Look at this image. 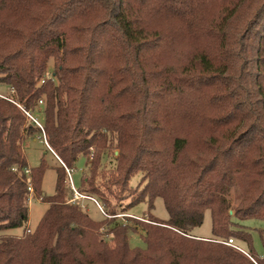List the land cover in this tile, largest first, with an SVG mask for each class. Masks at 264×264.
<instances>
[{
	"label": "trees",
	"instance_id": "1",
	"mask_svg": "<svg viewBox=\"0 0 264 264\" xmlns=\"http://www.w3.org/2000/svg\"><path fill=\"white\" fill-rule=\"evenodd\" d=\"M0 88V232L24 230L0 238V264H264L237 222L264 220V0H0ZM40 101L50 197L24 150ZM81 158L79 190L111 218L69 202ZM33 194L48 209L28 232ZM158 198L168 220L132 249L122 202ZM207 212L212 237H196Z\"/></svg>",
	"mask_w": 264,
	"mask_h": 264
},
{
	"label": "rangeland",
	"instance_id": "2",
	"mask_svg": "<svg viewBox=\"0 0 264 264\" xmlns=\"http://www.w3.org/2000/svg\"><path fill=\"white\" fill-rule=\"evenodd\" d=\"M52 67H53V62L50 63V71L52 70ZM0 92L5 96L10 95L9 88H0ZM43 107L44 105H40L36 113L34 114L41 123L43 122L44 119ZM24 150L28 157L30 168H36L40 166L42 160L46 162L47 169L44 176L42 190L45 196L48 197L53 196L55 194L56 180H57L56 168L61 166L59 160L45 145L44 138L41 134H37L35 137L27 139L24 143ZM116 153L118 154V152ZM91 156H88L87 159L91 160L90 159ZM86 168H87V160L86 158H81L73 170L74 172L72 175V180H73V184L78 190L80 189L81 180L86 172ZM141 178H142L141 174L134 176L130 182L131 188H137L141 182ZM68 185L72 193V189H71L72 185L71 182L69 181V178H68ZM129 203H130L129 199L122 202V206L118 210L119 214L116 216V219L118 223L133 229L129 233L130 247L132 249H137V248L145 249L146 244L144 241V231H143L144 226L148 225L147 223H151L152 221H157V219H159L160 221H167L169 218L168 213L165 209L164 202L161 198L156 199L155 209L151 213H149L148 210V199H146L144 202L136 206H133L127 211L126 207ZM101 205L104 208V205L103 204ZM80 207L93 220L97 221V220H103L104 218L105 219L111 218L110 216L108 217V215L104 216L97 207V205L92 201H88V200L81 201ZM47 209H48L47 204L43 203L34 194L31 195L30 215H29V225H28L30 231L34 232V230L38 226L40 220L42 219ZM104 210L107 212L105 208ZM237 222L245 227V229L243 230H246L247 228L251 232L253 238V246L255 248L256 253L260 256H264V220L251 219L247 221H241V222L237 221ZM111 229L112 227L108 228L107 230L103 229L101 231L102 238H104V240H106L107 242H109L111 239L106 233ZM23 233H24L23 229L2 231L0 232V238L3 236H22ZM194 234L201 236L203 238L212 237V221H211L210 212L206 213L203 225L200 228L195 229ZM235 243L237 246L242 248L248 255L249 253L248 246L245 242L236 240Z\"/></svg>",
	"mask_w": 264,
	"mask_h": 264
},
{
	"label": "built area",
	"instance_id": "3",
	"mask_svg": "<svg viewBox=\"0 0 264 264\" xmlns=\"http://www.w3.org/2000/svg\"><path fill=\"white\" fill-rule=\"evenodd\" d=\"M0 98H3V99H9L8 96H5L4 94H2L0 92ZM43 102L40 101L39 105H42ZM26 113V116L28 117V119L30 121H32L35 126L37 128H39L41 130V132L43 133V138H44V143L45 145L50 149V151L53 153L52 149L49 147L48 143H47V140H46V137H45V133H44V128H43V125L42 123L39 121V119L31 112H25ZM90 159L92 160L93 159V155L90 157ZM73 170H67V173H68V178H69V181L71 182V185H72V196H71V199H70V203L72 204H80L81 201H84V200H88V201H92L94 202L97 207L99 208V210L102 212V214L104 216H106V213H105V210L103 208V206L93 197L87 195V194H83L81 193L76 187L75 185L73 184V180H72V175H73ZM31 192H32V188L30 189ZM119 217V216H118ZM28 232H31L30 230ZM225 244L247 254L242 248H240L239 246L236 245L235 243V240L234 239H229L227 242H225Z\"/></svg>",
	"mask_w": 264,
	"mask_h": 264
},
{
	"label": "crops",
	"instance_id": "4",
	"mask_svg": "<svg viewBox=\"0 0 264 264\" xmlns=\"http://www.w3.org/2000/svg\"><path fill=\"white\" fill-rule=\"evenodd\" d=\"M193 235L196 236V237H199V238H203V237H201V236L195 235L194 232H193Z\"/></svg>",
	"mask_w": 264,
	"mask_h": 264
},
{
	"label": "water",
	"instance_id": "5",
	"mask_svg": "<svg viewBox=\"0 0 264 264\" xmlns=\"http://www.w3.org/2000/svg\"><path fill=\"white\" fill-rule=\"evenodd\" d=\"M232 214V213H231Z\"/></svg>",
	"mask_w": 264,
	"mask_h": 264
}]
</instances>
